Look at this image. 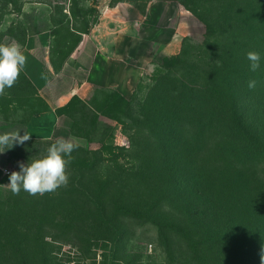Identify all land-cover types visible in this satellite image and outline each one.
Returning a JSON list of instances; mask_svg holds the SVG:
<instances>
[{
  "label": "trees",
  "instance_id": "trees-1",
  "mask_svg": "<svg viewBox=\"0 0 264 264\" xmlns=\"http://www.w3.org/2000/svg\"><path fill=\"white\" fill-rule=\"evenodd\" d=\"M176 1L204 24L205 32L200 41L184 38L179 54L163 58L156 84L141 107L144 115L128 124V129L143 133L147 146L136 152L140 142H132V150L111 142L113 130L102 116H113L97 100L75 96L58 109L74 119V136L77 114L88 119L90 132L102 136L96 140L100 147L80 148L83 155L73 156L66 187L43 196L23 190L13 195L8 190L6 198H0V264H61L44 235L59 243L75 242L79 222L86 220L95 222L94 232H87L89 247L101 240H124L128 224L131 229L134 224H152L171 252L175 245L186 251L189 264H208L212 259L215 264H261L264 0ZM249 51L261 56L255 72L250 71ZM250 80L256 81L253 89L248 87ZM24 144L14 145L21 154ZM109 160L115 171L127 167L131 175L150 179L169 171V178L151 190L143 206L119 204L120 197L127 201V193L119 190L116 212L108 203L110 186L100 173ZM94 177L97 186L92 185ZM119 182L117 176L115 183ZM66 201L63 216L58 207ZM28 241L30 250L25 249Z\"/></svg>",
  "mask_w": 264,
  "mask_h": 264
},
{
  "label": "rangeland",
  "instance_id": "rangeland-1",
  "mask_svg": "<svg viewBox=\"0 0 264 264\" xmlns=\"http://www.w3.org/2000/svg\"><path fill=\"white\" fill-rule=\"evenodd\" d=\"M161 3L179 8L176 35L167 47L150 57L134 93L127 97L129 103L118 97L117 91L104 88L93 89L92 94L87 98L90 101L97 100L106 114L113 116V118L102 116L113 130L110 141L126 150H132V142H140L136 149L138 152L140 147L143 149L147 146V142L142 140L143 133L127 127L128 124L129 127L133 125L135 119L138 120L142 114L144 115L141 107L156 84L155 80L160 73L163 58L179 54L184 38L193 37L198 41L203 38L204 24L190 10L176 0H0V43L7 44L15 41L23 48L29 35L45 32L50 39V60L54 70L58 72L64 61L84 38L89 36L100 38L107 33L110 38L131 23L138 25L147 19L151 7ZM165 15L166 11L160 12L162 21H165ZM49 107L48 100L22 71L16 84L6 89L5 95L0 96V133L21 130L20 134L23 135L30 118ZM77 116L79 118L77 135L62 137L72 139L79 144V148L72 153L74 157L78 152L83 155L80 148L98 149L100 145L96 143V140L102 138L97 133L90 132L88 119L82 118L80 113ZM56 139L28 140L21 146L22 154L17 149V145L0 153V198H6L9 190L6 185L9 183L10 174H5L4 170L19 171L20 163L27 164L29 160L43 156ZM129 161L132 160L128 158L127 162ZM111 164L110 160L105 161L101 165L100 173L104 175V180L110 186L112 198L107 197L108 203H111L114 207L113 211L116 212L119 211L116 206L119 190L127 193L125 196L127 201L120 197L119 204L135 203L143 206L148 202L151 190L164 186L163 178L165 181L169 178V171L163 172L162 176L152 175L150 179L145 174L131 175L132 170L127 171V167H124L123 172L115 171ZM68 171L71 176L69 168ZM117 176L119 183H115ZM97 182L96 177L92 178L93 186H97ZM68 202L66 201L63 207H58L63 216L66 215ZM170 218L177 220V217ZM166 220L170 221L169 218ZM166 220L164 219L165 222ZM127 222L129 223V219ZM79 223L81 225L78 228V239L74 238L77 243H59L52 240L51 236L44 235L45 240L51 244L50 247L46 246L55 250L61 264H189L188 255L184 249L175 245L172 247L174 252H171L162 243L159 229L155 225L134 224V229H131L128 224L124 227L126 229L124 240H118L115 243L101 240L98 241V245L89 247L85 245V241H88L86 237L89 236L87 232L90 229L94 232L92 227L95 222L86 220ZM29 245L28 241L25 249L30 250ZM84 248H90L92 253L87 254ZM9 249L7 251L11 253L16 252ZM208 262V264H215L213 259Z\"/></svg>",
  "mask_w": 264,
  "mask_h": 264
},
{
  "label": "crops",
  "instance_id": "crops-1",
  "mask_svg": "<svg viewBox=\"0 0 264 264\" xmlns=\"http://www.w3.org/2000/svg\"><path fill=\"white\" fill-rule=\"evenodd\" d=\"M168 9H171L168 11ZM166 11L165 21L160 12ZM179 8L153 5L148 18L130 24L109 38L86 37L56 72L50 60L47 33L27 37L23 51L27 63L23 72L48 100V110L36 113L26 131L31 139H52L72 135L74 119L58 109L75 96L87 99L95 88L112 89L126 98L140 82L148 60L167 47L176 35Z\"/></svg>",
  "mask_w": 264,
  "mask_h": 264
},
{
  "label": "clouds",
  "instance_id": "clouds-1",
  "mask_svg": "<svg viewBox=\"0 0 264 264\" xmlns=\"http://www.w3.org/2000/svg\"><path fill=\"white\" fill-rule=\"evenodd\" d=\"M247 59L250 61V71H257L260 67V54L249 51ZM26 63L27 57L18 42L0 43V96L5 95L6 89L16 84ZM248 87L255 88L256 81L250 80ZM20 132L21 130H14L0 134V153L15 144H24L31 138L27 131L23 135ZM78 148L79 144L72 139L57 138L47 148L46 154L29 160L27 164L20 163V170L11 172L6 186L13 195H19L23 190L32 196H43L66 187L70 178L68 167L74 159L72 153ZM261 264H264V250L261 252Z\"/></svg>",
  "mask_w": 264,
  "mask_h": 264
},
{
  "label": "built area",
  "instance_id": "built-area-1",
  "mask_svg": "<svg viewBox=\"0 0 264 264\" xmlns=\"http://www.w3.org/2000/svg\"><path fill=\"white\" fill-rule=\"evenodd\" d=\"M4 173H5V174H11V172H10L8 169H5V170H4Z\"/></svg>",
  "mask_w": 264,
  "mask_h": 264
}]
</instances>
